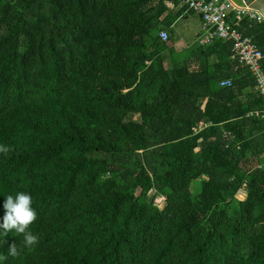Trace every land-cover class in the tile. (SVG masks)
<instances>
[{"label": "trees", "instance_id": "obj_1", "mask_svg": "<svg viewBox=\"0 0 264 264\" xmlns=\"http://www.w3.org/2000/svg\"><path fill=\"white\" fill-rule=\"evenodd\" d=\"M179 4L0 0V219L30 192L39 237L4 264H264L262 101L232 41L176 50Z\"/></svg>", "mask_w": 264, "mask_h": 264}, {"label": "built area", "instance_id": "obj_2", "mask_svg": "<svg viewBox=\"0 0 264 264\" xmlns=\"http://www.w3.org/2000/svg\"><path fill=\"white\" fill-rule=\"evenodd\" d=\"M181 5L188 10L198 14L201 19V34L197 42L200 46H207L215 39L230 40L233 44L234 58L240 64L248 68L254 78L253 91L262 101V109L248 114V116H259L264 119V70L261 66L263 54L259 48L247 37L242 36L235 26L243 17L248 16L257 21L264 18L249 9H242L236 6L231 0H178ZM169 7L172 4L167 2ZM162 41L168 39L166 32L159 34ZM221 86H230L229 80L223 81ZM211 123L200 122L192 129L194 134H198L203 129L209 127ZM242 192V191H239ZM165 199L160 197L159 202Z\"/></svg>", "mask_w": 264, "mask_h": 264}, {"label": "clouds", "instance_id": "obj_3", "mask_svg": "<svg viewBox=\"0 0 264 264\" xmlns=\"http://www.w3.org/2000/svg\"><path fill=\"white\" fill-rule=\"evenodd\" d=\"M9 151L8 146L0 144V153ZM4 196V195H3ZM4 208L6 212L0 219V236L4 239L0 242H7V236L13 231L24 235L26 246H35L39 242L38 235L29 230V226L37 219L38 213L33 207V197L30 192L19 191L15 194L5 196ZM8 253L12 256L19 255V250L16 243H12L8 248ZM7 256L0 255V264H4Z\"/></svg>", "mask_w": 264, "mask_h": 264}, {"label": "rangeland", "instance_id": "obj_4", "mask_svg": "<svg viewBox=\"0 0 264 264\" xmlns=\"http://www.w3.org/2000/svg\"><path fill=\"white\" fill-rule=\"evenodd\" d=\"M183 22V21H182ZM198 22L191 21L189 22V26L185 27L184 33V41L178 44L179 37L181 36V28L176 24L174 27V33L172 34V38L174 39L175 48L178 51H182L183 53H188L191 48H194L195 43V34L198 32ZM205 177H201L191 182L190 191L193 197H197L201 192L202 182L204 181ZM238 197L242 198L244 196V192H239L237 194ZM160 198L156 199V202L159 204V207L162 208L164 202H159Z\"/></svg>", "mask_w": 264, "mask_h": 264}, {"label": "crops", "instance_id": "obj_5", "mask_svg": "<svg viewBox=\"0 0 264 264\" xmlns=\"http://www.w3.org/2000/svg\"><path fill=\"white\" fill-rule=\"evenodd\" d=\"M174 10L175 11H181L180 12L181 15H180V17H179V19L177 20V23H176L179 26V28H181V31H182L181 32V36L179 37L178 44L179 43L181 44L184 41L185 38H184L183 31H185V27L189 26V22H191V21L198 22L197 23L198 24V32L195 34V43H197V39H198L199 35L201 34V19H200V16L198 14L190 12V10H188V9L187 10L184 9L181 4H179Z\"/></svg>", "mask_w": 264, "mask_h": 264}, {"label": "water", "instance_id": "obj_6", "mask_svg": "<svg viewBox=\"0 0 264 264\" xmlns=\"http://www.w3.org/2000/svg\"><path fill=\"white\" fill-rule=\"evenodd\" d=\"M242 9H249L264 18V0H231Z\"/></svg>", "mask_w": 264, "mask_h": 264}]
</instances>
